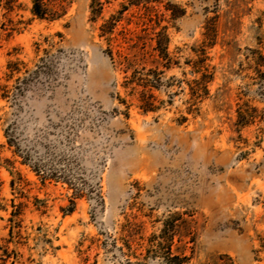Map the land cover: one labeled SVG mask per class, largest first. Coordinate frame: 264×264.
<instances>
[{
    "label": "rangeland",
    "instance_id": "obj_1",
    "mask_svg": "<svg viewBox=\"0 0 264 264\" xmlns=\"http://www.w3.org/2000/svg\"><path fill=\"white\" fill-rule=\"evenodd\" d=\"M258 48L264 0H0V264H264Z\"/></svg>",
    "mask_w": 264,
    "mask_h": 264
},
{
    "label": "trees",
    "instance_id": "obj_2",
    "mask_svg": "<svg viewBox=\"0 0 264 264\" xmlns=\"http://www.w3.org/2000/svg\"><path fill=\"white\" fill-rule=\"evenodd\" d=\"M33 13L36 14L39 17L43 16V12L40 11V2L35 1L33 3ZM244 70L250 71L251 75H255L260 80L259 85L262 90V93H264V53L260 48L258 49H250L249 55H247V62ZM251 79L257 80L255 77H250ZM263 82V83H262ZM253 83H249V85H252ZM263 84V85H262ZM264 95V94H263ZM246 110L242 109L241 106H237L236 108V117H237V123L245 125L249 122H251V119L254 118L252 116V111H254V107H249L248 103H245Z\"/></svg>",
    "mask_w": 264,
    "mask_h": 264
}]
</instances>
